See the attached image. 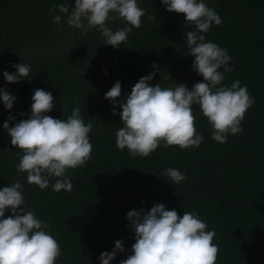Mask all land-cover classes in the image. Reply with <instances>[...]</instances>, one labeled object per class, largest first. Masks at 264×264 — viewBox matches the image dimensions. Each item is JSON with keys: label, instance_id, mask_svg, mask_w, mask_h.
<instances>
[{"label": "trees", "instance_id": "obj_1", "mask_svg": "<svg viewBox=\"0 0 264 264\" xmlns=\"http://www.w3.org/2000/svg\"><path fill=\"white\" fill-rule=\"evenodd\" d=\"M205 2L223 22L213 23L202 34L206 41L228 49L229 67L235 69L224 73L221 86L239 80L255 98L242 121L243 132L230 134L226 143L216 142L210 123L194 105L195 127L204 136L199 147H165L162 142L150 156L133 157L127 148L116 146V132L123 124L119 115H113L105 93L119 80V103L141 77L154 71L150 85L169 88L187 79L191 90L203 82L192 69L194 57L186 54L183 33L192 29L185 26L184 14L167 11L161 0H137L146 15L116 49L103 44L97 27L71 32L67 17L75 0H0V89L16 97L12 109L0 102V190L17 181L23 185L26 206L51 223L49 231L61 246L55 264H101V253L111 252L118 239L125 251L110 264H119L132 254L135 243L127 213L150 210L158 203L181 217L185 211L199 214L216 233L213 242L220 249L216 264H264V0ZM61 3L69 6V13H62L57 24L49 9ZM111 15L107 26L114 31L129 26ZM148 15L157 18L150 22ZM21 62L32 66L29 76L18 83L5 81L3 72L14 73L11 65ZM38 88L54 97L47 115L67 119L78 104L85 123L93 124L91 159L68 170L70 192L53 191L55 177L43 190L29 184L27 173L16 169L23 152L11 145L3 128L10 114L15 120L9 127L31 115ZM115 111H121L118 105ZM170 167L187 179L171 184L161 176ZM9 215L10 210L3 218Z\"/></svg>", "mask_w": 264, "mask_h": 264}, {"label": "clouds", "instance_id": "obj_2", "mask_svg": "<svg viewBox=\"0 0 264 264\" xmlns=\"http://www.w3.org/2000/svg\"><path fill=\"white\" fill-rule=\"evenodd\" d=\"M169 12L184 14L185 26L192 30L183 33L187 55L194 57L192 69L203 77L189 90L186 84H175L164 88L161 84L150 85L157 72L141 77L132 87L130 95L121 98V82L105 93L113 106V115H119L123 127L116 132L118 149H128L130 154L148 157L163 142L165 147L179 146L181 149L199 147L204 136L197 132L196 115L193 106L199 105L204 117L211 125V138L221 144L228 136L243 132L241 126L246 111L255 104V98L247 86L239 80L230 86H221L224 73L234 71L229 67L231 56L228 49L205 40L213 23L222 24L220 15L208 6L205 0H161ZM54 23L61 22L62 13H69V6L61 3L49 9ZM112 13L123 19L126 25L113 30L107 21ZM146 12L137 0H75L67 17V23L87 31L97 27L104 38L103 44L118 49L128 40L133 28H139ZM156 15H148L154 22ZM86 22V23H85ZM14 73L3 72L8 83H18L29 76L32 66L26 63L12 64ZM151 67L156 68L153 64ZM222 69V71H221ZM16 97L6 89H0V102L5 109H12ZM51 92L35 89L32 96L31 115L21 119L14 126L9 122L15 117L9 115L3 123L11 138V145L22 150L16 169L27 173V182L41 190L50 186L55 192H70L73 185L69 169L83 167L91 159L93 145L89 133L91 121L85 123L80 107L71 110L67 119L47 115L53 107ZM117 105L121 111L116 112ZM64 111H67L65 105ZM20 115H24L21 113ZM171 184L187 179L185 173L176 168H167L161 173ZM23 185L17 181L0 190V264H55L62 255L61 246L49 229L51 223L37 217L25 203ZM23 206V207H21ZM12 215L5 217L6 211ZM135 243L131 255L119 264H216L219 246L214 243L215 231L195 211H185L179 216L175 209L168 210L163 203L155 204L150 210L141 208L127 213ZM122 240H116L111 252L104 251L101 264H110L119 252H124Z\"/></svg>", "mask_w": 264, "mask_h": 264}, {"label": "rangeland", "instance_id": "obj_3", "mask_svg": "<svg viewBox=\"0 0 264 264\" xmlns=\"http://www.w3.org/2000/svg\"><path fill=\"white\" fill-rule=\"evenodd\" d=\"M70 29H71V32L73 33V32H74V30H75L76 28H74V27H72V26H71V28H70ZM184 78H185V76H184ZM182 80H184V79H183V78H182V79H180V81H182ZM184 84H186V85L188 86V84H189V80H187V79H186V81L184 82Z\"/></svg>", "mask_w": 264, "mask_h": 264}]
</instances>
